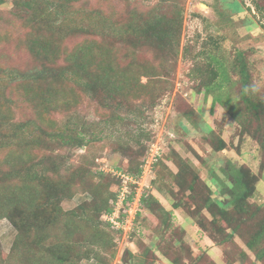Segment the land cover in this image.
Here are the masks:
<instances>
[{
  "label": "trees",
  "instance_id": "obj_1",
  "mask_svg": "<svg viewBox=\"0 0 264 264\" xmlns=\"http://www.w3.org/2000/svg\"><path fill=\"white\" fill-rule=\"evenodd\" d=\"M81 1L12 0L7 15L0 12L1 20L14 28L6 34L0 28V43L15 42L31 60L0 68V221L7 220L15 230L8 253L0 242V264H110L116 258L123 232L103 217L114 212L123 180L101 171L97 155L109 146L125 159L116 172L140 179L155 141L145 127L148 114L173 89L184 19L179 3L158 0L155 6H133L125 13L113 0H99L92 9L76 6ZM254 5L264 18V4L254 0ZM116 38L155 55L122 62L113 50ZM201 55L205 61L194 67V90L211 94L226 87L222 73L230 77L216 101L237 124L240 143L246 136L258 143L259 174L235 166L226 204L189 158L178 152L167 156L176 164L173 171L164 160L158 164L161 151L152 181L173 204L168 209L152 191L143 192L135 227L140 220L146 223V213L156 223L160 242L156 252L143 247L138 263L155 264L159 254L170 264H217L207 250L196 255L186 230L174 224L172 211L181 209L198 231L223 248L227 264H264V204L251 202L264 175V89L246 53L228 68L214 52ZM141 77L147 78L145 84ZM233 97L236 103L225 102ZM127 99L141 104L133 107ZM85 102L94 105L93 114L85 111ZM195 112L190 108L182 116ZM205 141L215 153L228 151L229 144L215 131ZM80 195L90 199L64 207ZM134 195L132 189L129 200ZM134 258L130 252L122 257L125 264H135Z\"/></svg>",
  "mask_w": 264,
  "mask_h": 264
},
{
  "label": "rangeland",
  "instance_id": "obj_2",
  "mask_svg": "<svg viewBox=\"0 0 264 264\" xmlns=\"http://www.w3.org/2000/svg\"><path fill=\"white\" fill-rule=\"evenodd\" d=\"M5 1L6 4L0 6V12L7 15L11 10L12 0ZM175 1L183 7L184 19L179 60L171 78L173 89L165 93L148 114L145 127L153 132L155 138L153 143L160 146L161 151L164 152L158 164L164 160L173 171H176V164L166 161L165 158L167 156L174 157L172 152H178L184 158H189L192 166L199 170L203 178L208 179L209 184L215 186L213 189L216 197L225 198V203L230 204V197L227 194L233 190L231 182H233V173L236 171L235 166L246 165L253 173L259 174L261 150L258 143L248 136L244 137L240 143V131H237V124L224 106L216 101L217 98L224 96L227 88L226 82L230 77L222 73L220 82L225 83L226 87L222 85V88H215L208 95L197 94L194 90L196 84L194 67L203 65L205 60L201 54L205 50L216 53L226 68L240 53H246V57L253 66L256 80L259 86L264 89V18L257 11L254 0ZM257 1H260L261 5L264 4V0ZM157 2L158 0H113L114 5H117L125 13H128L133 6L144 9L146 6H155ZM81 4H86L88 8L92 9L99 6V0H82L76 6ZM102 6L106 7L107 4L102 3ZM0 28L6 30L3 32L4 34L14 29L11 24L9 26L6 21L1 20V17ZM2 36L4 35L2 34ZM113 45L116 58H121L122 62L132 61L136 58L141 59L143 56L151 58L155 55L143 45H141L144 47L142 49L133 47L128 40L121 39L119 42V39L116 38ZM25 63H31L30 56L26 54L25 50H19L15 42L0 43L1 70H9L16 65L21 67ZM3 81L5 82V80ZM141 82L145 84L147 78L141 77ZM5 87H7L6 82ZM232 100L235 98L233 97L229 101L226 98L225 102L236 103V100ZM127 102L133 107L141 104V100L127 99ZM190 108L195 109V114H192L190 118L183 117V112ZM85 109L90 115L94 113L93 104L88 106L85 102ZM211 131L219 133V136H222L229 144L226 153H215L206 145L205 139L211 135ZM155 150L154 146L152 153H155ZM75 158L77 157L75 156L72 160L76 161ZM236 160L238 161L235 162ZM96 162L101 171L112 174L118 170L120 165L126 164L125 159L121 155L114 154L109 146L98 153ZM163 166L165 167V164L160 165L159 168ZM156 169L152 174L149 169L146 170L137 184L132 185V189L139 194L145 190L152 191L170 209L173 204L172 198L158 188V185H153L152 180H155ZM257 188L251 202L261 205L264 204V175ZM88 199H90L89 195H80L70 202H65L64 207L71 209ZM172 212L174 213V224L186 230L185 238L196 255L199 254L200 249H204L209 252L217 264H227L223 258V248L215 245L198 231L194 221L183 210L178 209ZM144 216L147 217V221L143 223V220H140L138 228L134 225L130 227L131 229L126 227L128 232L133 230L134 235L131 236L128 232L121 235L118 240L117 256L110 264H125L122 257L126 252L135 256V264H140L138 259L142 257L143 247L151 248L156 252V245L160 242L159 235L155 232L154 224L156 223L146 213ZM14 237L15 230L12 225L7 220H1L0 242L5 253L10 251ZM237 241L244 247L239 239ZM158 256L159 258L155 259V264H170L159 254ZM83 264H96V261H84Z\"/></svg>",
  "mask_w": 264,
  "mask_h": 264
},
{
  "label": "built area",
  "instance_id": "obj_3",
  "mask_svg": "<svg viewBox=\"0 0 264 264\" xmlns=\"http://www.w3.org/2000/svg\"><path fill=\"white\" fill-rule=\"evenodd\" d=\"M152 147L149 150L148 157L145 163L142 166V176L146 173V170L149 169L150 173H153V167L158 162L159 157L161 156V148L156 144L151 145ZM155 146V153H152ZM148 168V169H147ZM118 177L123 180L122 187L118 194V200L116 202L115 210L110 215H105L103 219L107 222H110L117 230L122 231L123 233L128 232V229H131L134 225L137 218V213L139 211L140 201L143 195V192L140 194L135 192L134 198L129 200V196L132 192V185L137 184L139 179L124 174L122 172H114ZM118 214V216H117ZM124 214V216L122 215ZM133 230L129 231L130 234Z\"/></svg>",
  "mask_w": 264,
  "mask_h": 264
},
{
  "label": "crops",
  "instance_id": "obj_4",
  "mask_svg": "<svg viewBox=\"0 0 264 264\" xmlns=\"http://www.w3.org/2000/svg\"><path fill=\"white\" fill-rule=\"evenodd\" d=\"M238 160H236L235 162H237ZM206 179V178H205ZM207 181H208V179H206ZM214 185H212V187H213ZM218 186V185H217ZM215 187V186H214ZM214 192H215V190H214Z\"/></svg>",
  "mask_w": 264,
  "mask_h": 264
},
{
  "label": "water",
  "instance_id": "obj_5",
  "mask_svg": "<svg viewBox=\"0 0 264 264\" xmlns=\"http://www.w3.org/2000/svg\"><path fill=\"white\" fill-rule=\"evenodd\" d=\"M203 6L207 7L206 5H203Z\"/></svg>",
  "mask_w": 264,
  "mask_h": 264
}]
</instances>
